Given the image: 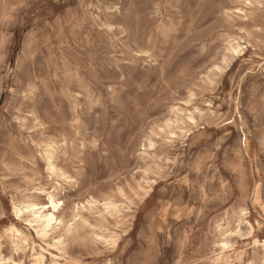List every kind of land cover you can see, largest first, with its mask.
Wrapping results in <instances>:
<instances>
[{
  "label": "rangeland",
  "instance_id": "374dc122",
  "mask_svg": "<svg viewBox=\"0 0 264 264\" xmlns=\"http://www.w3.org/2000/svg\"><path fill=\"white\" fill-rule=\"evenodd\" d=\"M42 191L64 202L61 252L13 212ZM263 241L264 0H0L5 264H35L32 245L63 264H264Z\"/></svg>",
  "mask_w": 264,
  "mask_h": 264
},
{
  "label": "bare ground",
  "instance_id": "6f19581e",
  "mask_svg": "<svg viewBox=\"0 0 264 264\" xmlns=\"http://www.w3.org/2000/svg\"><path fill=\"white\" fill-rule=\"evenodd\" d=\"M237 10L239 12H242V9H240V8H238ZM229 51L232 54H239L240 52L243 51V47L241 46V44L239 42L230 43ZM236 109H238V107ZM180 112H181V110L176 107L175 108V113L179 114ZM188 119L191 122H195V118L191 114L188 116ZM172 135L176 136V133H172ZM245 141H246V138H245ZM47 155H48V158H47L48 169L51 172L58 171L59 168H58V166H57V164L55 162L54 155H53V146H51L49 148V150L47 152ZM248 160H249V158H248ZM62 174H64V173H62ZM44 186H46V185H44ZM118 188H120V187H118ZM41 193H44L46 195V200L47 201L45 203H40V202H38L36 200L28 199V200L23 201L20 204L14 203L13 204V212L15 214V217L18 220L26 221L27 225L31 229H33L35 234L40 239H42L43 241H47V240L51 239L53 241V243L52 244L48 243L49 247H52L57 252H61L62 251V246L64 244V236L62 234L58 233L57 230H59L62 226H64V221L62 220V218L60 216V208L63 206L64 202L61 199H58L57 194L54 191H42ZM107 206L109 208L113 209L114 211H117V212L121 210V206L119 204H117V203L109 202L107 204ZM242 212H243L242 213L243 215L247 214L246 209L242 210ZM74 227H75L74 223L68 224L67 232L70 233ZM76 228H77V226H76ZM11 230L14 233V238H15L14 246H15L16 250L19 249V245L20 244H27L28 246L30 245L29 236L24 232V230H22L21 228L18 227V222L17 221L15 222V224H12ZM12 231H10V232L12 233ZM113 231H115V230H113ZM79 232L80 231H78V233ZM229 232L230 231L228 229L224 230L222 232V238L218 242V246L220 247V249L222 251H226V250H228L231 247L230 242L228 240ZM87 237H88V235H87ZM256 242L260 243V240H256ZM262 245L264 246V241L262 242ZM30 249H31V255L34 258V261L36 262L35 264H46L47 254L50 255V257L52 259L51 260V264H63L59 260L60 255L58 253H54V252L49 251L48 250L49 248L46 249V248H43V246H42L40 248V250H37L36 247L34 245H32V246H30ZM223 258H224V254L221 253L216 258V260L220 261ZM4 262H5V259L2 257V244L0 243V264H5ZM13 262L15 264H23V262H16V261H13Z\"/></svg>",
  "mask_w": 264,
  "mask_h": 264
}]
</instances>
